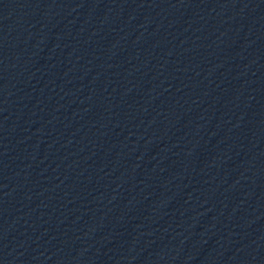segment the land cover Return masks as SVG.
<instances>
[{
	"label": "water",
	"instance_id": "1",
	"mask_svg": "<svg viewBox=\"0 0 264 264\" xmlns=\"http://www.w3.org/2000/svg\"><path fill=\"white\" fill-rule=\"evenodd\" d=\"M0 264H264V0H0Z\"/></svg>",
	"mask_w": 264,
	"mask_h": 264
}]
</instances>
